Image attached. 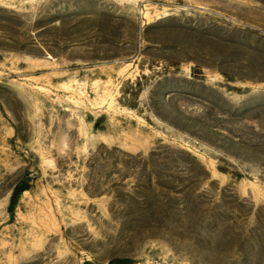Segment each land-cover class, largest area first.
Segmentation results:
<instances>
[{
	"label": "rangeland",
	"instance_id": "374dc122",
	"mask_svg": "<svg viewBox=\"0 0 264 264\" xmlns=\"http://www.w3.org/2000/svg\"><path fill=\"white\" fill-rule=\"evenodd\" d=\"M103 147L189 152L210 174L204 211L250 243H218L211 227L122 230L128 210L89 166ZM254 236L264 0H0V264H255Z\"/></svg>",
	"mask_w": 264,
	"mask_h": 264
},
{
	"label": "trees",
	"instance_id": "16d2710c",
	"mask_svg": "<svg viewBox=\"0 0 264 264\" xmlns=\"http://www.w3.org/2000/svg\"><path fill=\"white\" fill-rule=\"evenodd\" d=\"M89 166L90 169L102 170L101 180H97L98 184L95 185L102 187L109 183L114 194V203L128 210L122 214V230L168 231L192 227L204 230L211 227L217 233L219 230L223 231L221 235L218 234V243H222L226 236L234 232V237L242 241V244L249 242L247 235L236 233L223 219L204 211V195L200 193L199 187L202 180L209 178L210 174L189 152L155 150L144 156L126 153L118 148L103 147L92 153ZM140 171L145 174L138 177L131 174L136 175ZM130 177L135 182L129 181ZM27 189L29 182L14 188L9 206L12 215L22 192ZM106 192L109 191L88 190V193L94 194ZM114 213L112 211L113 215ZM252 239L251 248H258L262 255L255 264H264V239L258 236ZM251 255L243 254L242 261L247 263L249 259H253ZM113 264H132V259L118 257Z\"/></svg>",
	"mask_w": 264,
	"mask_h": 264
}]
</instances>
